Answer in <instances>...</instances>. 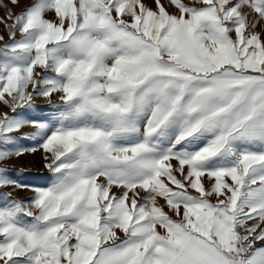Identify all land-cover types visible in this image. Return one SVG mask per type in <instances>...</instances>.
<instances>
[{
    "label": "snow or ice",
    "instance_id": "1",
    "mask_svg": "<svg viewBox=\"0 0 264 264\" xmlns=\"http://www.w3.org/2000/svg\"><path fill=\"white\" fill-rule=\"evenodd\" d=\"M0 24V264H264V0ZM37 152L46 183L20 182L7 161Z\"/></svg>",
    "mask_w": 264,
    "mask_h": 264
},
{
    "label": "rangeland",
    "instance_id": "2",
    "mask_svg": "<svg viewBox=\"0 0 264 264\" xmlns=\"http://www.w3.org/2000/svg\"><path fill=\"white\" fill-rule=\"evenodd\" d=\"M31 2L32 0H20L18 5H12L10 0H0V18L6 17L9 9L12 11V13L19 14L21 10ZM0 34H3L7 37V33L2 24H0ZM37 104L41 108L45 107L42 100H38ZM43 114L46 115L47 113L45 112ZM24 143L26 146L31 145V141H25ZM7 167L16 169L17 172L14 173L15 178L26 184L43 185L46 183V180L50 175L47 169L44 167L42 154L39 152L35 154H26L19 158L14 157L7 161ZM0 191H10V189H3ZM30 195L31 193L27 190L13 192V196L16 198L28 197ZM0 199H2V197H0Z\"/></svg>",
    "mask_w": 264,
    "mask_h": 264
}]
</instances>
